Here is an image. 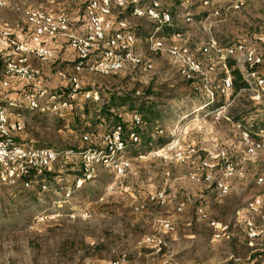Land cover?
I'll list each match as a JSON object with an SVG mask.
<instances>
[{"label": "rangeland", "instance_id": "1", "mask_svg": "<svg viewBox=\"0 0 264 264\" xmlns=\"http://www.w3.org/2000/svg\"><path fill=\"white\" fill-rule=\"evenodd\" d=\"M7 1V5L0 8V24L15 29L26 27L24 10L28 7L50 13L63 12L70 26L77 28L83 21L84 6L88 0ZM125 1L145 5L152 0ZM157 1L161 11L170 12L182 31L176 43L185 45L202 60L204 74L188 78L180 76L167 53L148 50L146 34L151 22L129 18L127 11L115 8V16L127 17L131 26L142 29L137 51L142 58L153 62V68L144 73L134 66H126L108 76L82 71L79 91L71 109L62 113L64 119L53 111H37L38 120H45L46 124L34 125L31 119L36 111L21 112L24 128L17 136L18 141L37 147L50 146L61 154L49 171L57 177L46 189L48 191L43 192L36 188L37 184H33L14 196L9 187H0V264H43L60 238L74 230L70 226L74 223V216L80 220L75 221V226L81 229V234H85L90 243L110 228H119L112 217L114 212L130 221L143 218L145 223L139 221L136 226H140L139 229L145 233L156 234L158 226L151 224V219L161 215L176 217V208L181 202H185V210L193 225L184 224L179 232L185 235L184 240L188 243L192 240L190 232H195L197 247L192 252L194 257L180 264H245L255 259L253 256L256 253H264V236L249 245L241 233L242 214L254 196L261 200L257 217L264 229V145L248 153L242 134H249L250 141H264V95L256 99L253 89L227 90L215 78L221 72L215 60L210 61L196 53V48L209 37L201 32L200 24L212 22L210 35L221 45L241 43L255 46L261 58L256 67L264 76V42L259 40L264 35V0H241L243 5L238 10L228 9L225 0H207L208 5L203 0ZM213 11H217L218 15L212 17ZM236 66L247 69L242 58ZM132 89L139 91L138 96L147 94L143 102H163L160 108L167 111L164 120L153 129V134L158 135V129H162L159 135L167 136L171 141L154 148L157 151L154 155L149 154L151 149L140 158L129 156L122 175L116 176L111 169L100 165L95 180L77 187L79 174L74 181L75 188L79 190L71 196L66 195L62 187L73 189V178L81 172L79 152L98 146L101 135L105 133V129L100 127L96 134L74 129L76 125L84 126L90 120L95 121L101 108L99 103L88 102L89 115L84 116L83 106L89 99L86 93L97 92L101 100H108V91L129 92ZM119 113L128 119L126 109H120ZM204 113L207 115L204 116ZM85 134L86 140L83 138ZM225 161L235 167H243L242 175L233 173L223 177L228 186L225 195H218L214 190L210 193L211 185L201 175L207 171L215 177L220 176ZM162 190L165 191L166 204L163 207L151 204L149 195ZM201 200L209 202L204 206L210 218L229 226L227 235L213 240V230L208 221L197 218L194 213L193 207H199ZM238 210L240 213H237ZM59 217L68 218L63 230L54 227L53 232L45 235L50 221ZM84 262L96 264L89 257L83 260L74 258L66 264Z\"/></svg>", "mask_w": 264, "mask_h": 264}, {"label": "built area", "instance_id": "2", "mask_svg": "<svg viewBox=\"0 0 264 264\" xmlns=\"http://www.w3.org/2000/svg\"><path fill=\"white\" fill-rule=\"evenodd\" d=\"M203 1L205 5L209 4L207 0ZM7 3V0H0V8L5 7ZM225 3L228 9L233 10H238L243 5L241 0H225ZM115 8L127 11L129 18L146 19L151 22L146 36L148 50L155 53H167L177 66L176 69L180 76L188 78L191 75L204 74L205 68L202 60L189 51L185 45L176 43L182 31L176 26L170 12L161 11L160 3L157 0H152L145 5L136 4L135 1L127 3L125 0H88L84 6L83 21L77 29L70 26L69 19L63 12L50 13L40 8H26L24 10L26 27L14 29L0 24V38L9 48V51L4 52L1 56L5 76L1 85L7 87L9 81L18 78L26 80L29 84L38 81L41 75L40 70L27 63V56L31 55L41 62L54 61L55 55L49 47V43L56 39H64L67 42L74 53V61L64 90L50 91L44 87H33L34 89L24 91L6 105L0 104V187L28 189L33 184H39V178L51 170L53 162L61 154L52 147H37L18 141L17 136L23 131L24 123L21 118L11 115L10 109L26 106L34 111H53L55 115L62 116L64 111L68 108L71 109L72 103L76 99L79 91V75L82 71L108 76L123 70L126 66H134L144 73L152 70L153 62L150 59L142 58L137 51L139 36L135 33V28L130 25L127 17L115 16L113 13ZM216 15H218L217 11H213L211 14L212 17ZM185 19L190 20L189 18ZM211 25L212 22L200 24L201 32L208 34L209 37L200 46L199 51L208 60H215L220 73H224L225 76L219 80L222 86L227 90L231 89V75L228 67L230 59L236 66L242 58L247 69L236 67L239 68L243 79L248 84L247 90L253 89L256 99L262 97L264 95V76L256 67L261 58L255 46L241 43L221 45L210 35ZM172 27H176L180 31L173 32L169 36L161 33L166 28ZM259 40L263 43L264 35ZM209 68L213 71L212 66ZM206 91L211 94L209 90ZM135 94L139 95V91H136ZM86 95L92 101L100 100L97 92H93V94L87 92ZM218 114L219 111L216 112V115ZM131 120L137 123L139 121L138 114L133 113ZM158 132L161 134L163 130L158 129ZM242 134L248 153H253L264 145L263 140L250 141L249 134L246 132H242ZM83 138L86 140L87 135H83ZM128 139L132 143H137L138 135L131 132L128 134ZM126 148L127 144L122 138L121 126H116L103 133L98 146L89 147L80 153L81 174L76 180V186L92 180L100 165L111 169L116 176L122 175L125 166L128 165L129 156L126 155ZM156 153L155 149L149 152L151 155ZM145 154L139 153L137 157L140 158ZM203 165H207V163H203ZM221 168L220 176L215 177L207 171L201 176L209 185L214 184L220 195H225L228 192V186L224 183L223 177L232 176L233 173L242 175L243 167H235L231 162L225 161ZM28 173H33V179H24ZM39 188L44 191L47 186L41 183ZM65 194L69 195V193ZM148 201L151 204L164 206L166 204L165 191L150 194ZM208 204V201H202L199 207L196 206V213L199 218L209 221L213 230V239L218 240L227 235L229 226L208 218L209 213L205 210V206ZM182 206H184V202ZM260 208L261 200L254 196L246 205V212L242 214L241 233L249 245L253 240L264 236V229L258 223L257 217ZM237 213H240V210ZM156 224L158 232L149 236L147 240L152 241L156 250L160 251L165 245V240L161 236L162 231H173L174 222L169 218H159L156 220ZM123 260H125L124 257H121L107 264H120ZM83 264L90 263L84 262ZM169 264L179 263L170 262ZM258 264H264V253L258 254Z\"/></svg>", "mask_w": 264, "mask_h": 264}, {"label": "trees", "instance_id": "3", "mask_svg": "<svg viewBox=\"0 0 264 264\" xmlns=\"http://www.w3.org/2000/svg\"><path fill=\"white\" fill-rule=\"evenodd\" d=\"M144 30V29H143ZM180 31V29L176 27L172 28H166L163 30L161 33L163 35L169 36L171 33ZM135 33L138 36H142L141 34L142 29H134ZM148 34V30H147ZM146 34V36H147ZM228 67L230 69V75H231V88L234 92H238L240 90H245L248 88V84L246 81L243 79L241 71L239 70L238 67L234 65V61L230 59L228 62ZM225 75L224 73H217L215 75V78L217 80H220L223 78ZM136 90H130L129 92H125L124 90L121 91H108V100H98V101H92L90 99H86L84 106H83V115L88 116L89 115V108H88V102H93V103H99L101 105V108L99 110V113L97 115L96 120H90L88 124L82 126L81 124L74 126V129L77 131H83L89 134H96L97 130L100 128H104L105 132H108L112 130L116 126H121L122 129V138L127 144V152L126 155L128 156H137L139 153H145L148 150L162 147L166 145L169 141L170 138L167 136H162V135H154L153 134V129L155 126H158L160 122H162L164 119L165 111L167 110H162L160 107L163 106V102H143V98L147 97V94H144L142 96H138L135 94ZM18 113L19 111L24 113L25 111L30 113L31 110L29 108H18ZM113 109H116L113 110ZM120 109H126L128 112V119H125L121 113H119ZM24 111V112H23ZM115 111V112H114ZM35 112V111H34ZM39 113V112H38ZM133 113L138 114L139 116V121L137 123L133 122L131 120V115ZM39 114H37V111L35 114H33L31 122L35 124L40 125H45L46 121L45 120H38ZM61 119L62 116L56 115ZM100 127V128H98ZM134 132L135 134L138 135V142L137 143H132L128 139V134ZM32 145V144H28ZM97 145V144H95ZM50 147V146H48ZM56 150V149H55ZM59 151V150H57ZM83 151V150H82ZM79 152L80 153L82 152ZM60 152V151H59ZM81 174V172H78L75 174L73 178V189L70 188H64L62 187V191L65 193H69V196L74 191H78L79 189H76L74 186V181L75 178ZM33 173H28L24 179H33ZM56 175H52L50 172H47L45 175H42L39 179V184H37L36 188L40 189L39 186L41 183H44L47 188L50 187L51 182L53 181L54 178H56ZM97 175H95L92 180H95ZM44 179V180H41ZM91 181V180H90ZM83 185V184H82ZM211 189H214V184L210 186ZM11 192L15 196L18 192L21 191H26L24 188H17V189H11ZM45 191V190H44ZM43 191V192H44ZM48 191V190H46ZM215 196V194H213ZM103 198V197H102ZM33 199V198H32ZM195 211V210H194ZM77 217V216H76ZM72 220L74 223L71 226V228H74L72 232L67 234L65 237L60 238L59 242L55 245V247L52 249V251L48 252V258H44V263L43 264H66L69 260H73L74 258H78L79 260H83L86 257H89L92 260H100V259H106L108 261H115L120 259L121 257H124V259L127 258V255H122L118 256V258L115 257V255L111 254V249H110V236L111 232L108 230V232L103 233V236L99 237H94L93 242L90 243L85 239V234H81V229H78L77 226H75V221H80L78 218H73ZM76 219V220H75ZM68 220V218H56L55 220L50 221V226L46 229V232L44 233L45 235L48 234L49 232H53L55 229L54 227L58 229L63 230V225ZM48 232V233H47ZM93 237V236H92ZM254 255L252 261L247 262L245 264H258V254ZM228 264H233V263H228ZM238 264V263H235Z\"/></svg>", "mask_w": 264, "mask_h": 264}, {"label": "crops", "instance_id": "4", "mask_svg": "<svg viewBox=\"0 0 264 264\" xmlns=\"http://www.w3.org/2000/svg\"><path fill=\"white\" fill-rule=\"evenodd\" d=\"M139 38L140 36L138 37V39ZM202 44L203 43H201L196 48L197 54L200 53L201 55H203L201 51H199V48ZM49 47L54 52L55 55L54 61L41 62L31 55L27 56V63L30 64L32 67L38 68L40 70L41 75L38 78V81L29 84L26 82V80L18 78L9 81L8 86L3 87L1 83L5 79V76L3 73L4 64L1 56L3 55L4 52L9 51V48H7V46L0 38V104L6 105L9 101L15 100L24 91L32 90L36 87H44L49 89L50 91H61L65 89L67 84V78L72 72L74 53L64 39H56L51 41L49 43ZM25 107L26 106H18L16 108L10 109L11 115H13L14 117L21 118L22 115L20 111L18 113L19 110L18 108L22 109ZM212 190H214L218 195H220L215 188L210 189L209 192L212 193ZM182 203L183 202L177 205L176 217L173 218L168 215L167 216L161 215V216H156L155 218L153 217L151 219V224H155V225H156V219L159 218L167 219L169 217L174 222L173 231H168V232L162 231L161 236L165 240V245L162 246V249L160 251L156 250V248L154 247V243L152 241L147 240V238L149 236H152L153 233L151 232L145 233L144 231L139 229L140 226L139 227L136 226V224H138L139 221L144 222L143 218L130 221L120 213L114 212L112 217L118 223L119 228L118 229L110 228L111 254L115 255L116 258H118V256L127 255V258L123 260L120 264H169L170 262L180 264L181 262H185V259H191V257H194L192 252L197 247L196 244L197 240H194V236H196L195 232L194 233L190 232L192 233L189 235L192 237L191 243H188L186 240H184L185 235L179 232L180 227H182L184 224H186L187 226L193 225L192 222L193 220L190 218L188 212L185 210L186 208L185 202H184V206H182ZM193 209L195 210L194 213L196 217L199 218L196 213V206H194ZM208 218L210 217L208 216ZM176 219L177 221L175 222ZM211 219L216 220L214 218ZM184 221L186 223H183ZM108 262L110 261L106 259H100L96 261V264H107ZM190 262L191 261L187 263Z\"/></svg>", "mask_w": 264, "mask_h": 264}]
</instances>
